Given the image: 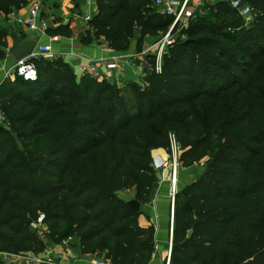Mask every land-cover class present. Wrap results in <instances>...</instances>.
<instances>
[{
	"label": "trees",
	"instance_id": "obj_1",
	"mask_svg": "<svg viewBox=\"0 0 264 264\" xmlns=\"http://www.w3.org/2000/svg\"><path fill=\"white\" fill-rule=\"evenodd\" d=\"M242 1L251 8L248 21L230 0H218L173 28L160 70L147 54L141 82L120 87L78 75L52 55L33 59L35 80L15 74L0 82L7 123L0 125L1 253L37 254L77 238L82 255L150 264L155 227L141 226V212L118 192L133 190L142 205L152 200L160 181L152 152H168L171 133L183 169L205 161L200 176L175 193L168 264H240L264 248V0ZM72 2L78 8L84 0ZM27 3L0 0V15ZM172 21L155 0H95L79 41L118 52L134 43L137 56L144 38L161 37ZM45 33L70 38L73 31L56 19ZM7 35L1 27L0 60ZM204 99L214 104L193 113ZM224 99L232 101L220 111ZM177 109L191 113H171Z\"/></svg>",
	"mask_w": 264,
	"mask_h": 264
},
{
	"label": "crops",
	"instance_id": "obj_2",
	"mask_svg": "<svg viewBox=\"0 0 264 264\" xmlns=\"http://www.w3.org/2000/svg\"><path fill=\"white\" fill-rule=\"evenodd\" d=\"M33 0H28L27 5L20 9H12L8 14L0 15V28L5 27L8 29L7 42L10 47L19 35L27 31H21L15 23L16 16H25L29 10V3ZM44 18L53 23L56 19L60 23H69L73 34L70 38L55 36L50 37L43 35L41 41L45 44H50L51 54L61 56L74 68L76 74L81 73V67L87 62L96 67L97 72L101 77L106 78L109 82H115L121 87L126 82L136 79V77L143 75L140 67H135L131 64V57L134 54V46L124 52L114 51L108 48L104 43L93 42L89 45H82L79 41V34L86 32L88 26L87 21L83 18L85 14L92 8L95 11V2L90 7L87 0L81 3L78 8H75L72 0H41ZM58 23H54L56 25ZM156 39V37L144 38V49L148 42ZM149 47V46H148ZM7 51V49H6ZM110 60H117L118 67L115 69H107L106 64ZM16 60L8 53L3 60H0V82L9 77L14 79L13 66ZM145 64V63H144ZM100 77V76H99ZM154 156L165 158L167 152L163 149H156L152 152ZM122 192V191H120ZM118 192V193H120ZM124 192V191H123ZM133 190L131 196L125 198V195H119L126 201L133 198ZM141 215L139 216V223L141 226H149L150 224L155 227V250L152 255L150 264H168L169 259V243L172 237V220L173 208H171L170 220V206L167 194L164 190L155 188L152 200L144 205L140 203ZM47 252L50 258L56 260L57 264H97L103 262L107 264L101 253L82 255L79 248V241L77 238H70L66 245L55 244L47 247Z\"/></svg>",
	"mask_w": 264,
	"mask_h": 264
},
{
	"label": "built area",
	"instance_id": "obj_3",
	"mask_svg": "<svg viewBox=\"0 0 264 264\" xmlns=\"http://www.w3.org/2000/svg\"><path fill=\"white\" fill-rule=\"evenodd\" d=\"M218 0H155V5L160 13L171 16L173 18L172 24L169 27L168 31L161 36L159 40L156 42V51L155 55L156 59V70H160V62L161 56L163 52L166 51L168 45L172 44L175 38L172 37L173 28L177 27L178 29H182L186 27L189 19L195 15V13L200 10V8L205 3L213 4ZM95 2V0H87L88 5L91 7ZM231 5L239 11V13L244 17L246 21L250 19L251 16V8L249 5L245 4L242 0H230ZM29 10L27 15L25 16H16L15 23L21 31H27L29 34L35 33L40 39L43 35H46L45 31L48 27V21L43 16L42 10V2L41 0H33L29 3ZM93 13L92 8L85 14L84 20L88 21ZM51 54V46L50 44H45L40 41L33 54L29 57H26L22 60L16 61L13 66L14 74H18L23 77L25 80L33 81L37 77V72L35 65L33 63V59L40 56H50ZM117 60H111L106 64L107 69H115L117 68ZM83 73L92 74L95 77H99L97 75L96 67L87 62L83 67H81V75ZM6 116L2 109L0 108V125L6 126ZM169 150L167 152V156L162 158L160 156H154L152 165L157 172L165 171L169 169L171 171L172 176V184L175 186L177 180V170L181 167L179 158L181 154V147L176 142V138L174 134H169ZM175 193L172 196V208L174 202ZM44 215L39 214L37 218V227L43 224ZM70 238L64 239L61 241L62 245H66ZM171 248V241L169 243V250ZM0 258L8 261H18L23 264H40L44 260L50 261L49 258L43 259L41 257H37L33 253H23L20 255H13L9 253H1ZM21 259V260H20ZM97 264H104L103 262H97ZM108 264V263H107Z\"/></svg>",
	"mask_w": 264,
	"mask_h": 264
},
{
	"label": "rangeland",
	"instance_id": "obj_4",
	"mask_svg": "<svg viewBox=\"0 0 264 264\" xmlns=\"http://www.w3.org/2000/svg\"><path fill=\"white\" fill-rule=\"evenodd\" d=\"M176 34L172 35L173 38H176L175 36ZM163 36V35H162ZM161 37H157L156 39H152V41L148 42V44L145 46V49L142 54H139L137 56H135L134 54L131 57V64H133L135 67H140L141 69V73L143 74L145 72V64H144V60L146 58L147 54H156L157 51L156 49V42L157 40H159ZM132 46H134V43L131 44V49ZM149 46V47H148ZM55 56V55H53ZM111 61V60H110ZM118 67V66H117ZM98 76H100L99 78H103L101 77V74L98 72L97 73ZM143 75H140L138 77H136V79L132 80V81H137V82H141V77ZM127 83V82H126ZM125 85V83L123 84ZM121 85V87L123 86ZM226 100V101H225ZM229 99H224L223 105L221 104H217L215 107L217 109H219L220 111H225L228 110V104H230ZM214 104L213 101H208L207 99H204L202 101V105H200L199 107H197L196 105L193 106L191 108V111L193 113H199L203 108H209ZM171 113H176V115L182 117L184 116L186 113H191L190 111H186V110H181V109H177L172 111ZM204 159L201 160L199 163H196L195 165H193L190 168L187 169H183L182 167H179L177 170V180L175 183V186L172 184V176H171V171L169 169L163 171L158 172L159 176H160V181L157 184V187L159 186V189L164 190L167 194V198L169 201V206H170V220H171V208H172V196L173 193H176L177 191H179L184 185L188 184L189 182H191L192 180H194L195 178H197L198 176H200V174L203 172L204 170ZM131 191H122L120 193H118L119 195H125V198H128L131 196ZM46 231V227L44 224L39 225L38 227V232L41 233L43 235V233ZM61 244V243H59ZM37 257H41L43 259L49 258L50 261L52 262H56L55 259L50 258V254L47 252V248L40 252L35 254ZM21 260V259H20Z\"/></svg>",
	"mask_w": 264,
	"mask_h": 264
},
{
	"label": "water",
	"instance_id": "obj_5",
	"mask_svg": "<svg viewBox=\"0 0 264 264\" xmlns=\"http://www.w3.org/2000/svg\"><path fill=\"white\" fill-rule=\"evenodd\" d=\"M40 41V37L32 33L23 38L15 39L12 45L7 48V51L16 61H19L31 56ZM184 42H189V40L187 39ZM126 202L134 211L138 212L140 210V202L136 199L132 198ZM240 264H264V248Z\"/></svg>",
	"mask_w": 264,
	"mask_h": 264
}]
</instances>
